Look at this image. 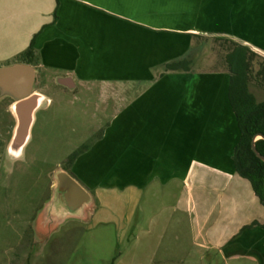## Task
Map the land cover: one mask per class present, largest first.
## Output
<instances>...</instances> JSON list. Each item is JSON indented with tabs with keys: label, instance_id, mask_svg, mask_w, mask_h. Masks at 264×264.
<instances>
[{
	"label": "crops",
	"instance_id": "0c3cea01",
	"mask_svg": "<svg viewBox=\"0 0 264 264\" xmlns=\"http://www.w3.org/2000/svg\"><path fill=\"white\" fill-rule=\"evenodd\" d=\"M34 36L37 66L15 62ZM218 38L264 57V0H0V70L34 67L33 94L43 97L22 154L37 113L54 106L49 88L37 87L40 75L53 73L56 93L87 95L95 112V138L64 170L88 192L90 205L77 216L53 212V183L38 229L52 238L69 221L110 223L99 209L158 184L176 190L175 203L159 210L160 237L176 218L196 250L216 252L227 264H264V229L251 226L263 224L264 205L235 170L240 130L228 99L231 76L215 62L211 40ZM185 57L189 72L163 71ZM4 91L0 83V114L9 117L5 125L0 119V168L22 157L9 154L16 101ZM157 224L150 219L143 236L150 240ZM54 251L64 255L61 245ZM126 257L127 264H150L143 252Z\"/></svg>",
	"mask_w": 264,
	"mask_h": 264
},
{
	"label": "rangeland",
	"instance_id": "374dc122",
	"mask_svg": "<svg viewBox=\"0 0 264 264\" xmlns=\"http://www.w3.org/2000/svg\"><path fill=\"white\" fill-rule=\"evenodd\" d=\"M259 60L253 61L254 70ZM52 74H47L48 81L47 75H40L37 87L49 88L45 90L54 100L53 108L47 114L37 113L32 138L21 159L0 168V264H116L120 256L121 264H127L131 259L126 255L133 251L143 252L150 264H227L216 252L196 250L186 224H177L176 218L159 236V210L175 203L176 190L158 184L139 195L125 193L115 200L114 209H99L98 216L110 223L93 227L92 223L69 221L60 229L61 234L52 238L38 229V217L52 193L55 173L67 169L72 156L96 136L88 96L77 94L74 100L71 92L56 93ZM250 91L258 101L264 100V90L257 83L250 84ZM0 119L5 125L9 117L2 113ZM150 219L158 224L149 240L143 231ZM65 230L66 238H57ZM60 245L63 256L54 254Z\"/></svg>",
	"mask_w": 264,
	"mask_h": 264
},
{
	"label": "trees",
	"instance_id": "16d2710c",
	"mask_svg": "<svg viewBox=\"0 0 264 264\" xmlns=\"http://www.w3.org/2000/svg\"><path fill=\"white\" fill-rule=\"evenodd\" d=\"M35 40L36 36L32 38L28 48L14 58L15 62L37 66L38 53ZM211 44L215 51L218 49L216 64L222 63L231 76L228 99L240 130L238 143L232 156L235 170L240 178L250 183L255 196L264 205V161L260 160L252 150L254 144L261 157L264 158V100L258 101L256 95L250 91L252 82L257 83L264 90V59L248 48L223 38L212 39ZM256 59L260 60L257 69L254 70L253 61ZM190 64L185 57L165 63L163 71L167 73L189 72ZM257 136L262 138L259 137L254 141ZM75 156L76 154L72 156L69 165ZM255 225L264 229V222L261 225L257 221L251 224V226Z\"/></svg>",
	"mask_w": 264,
	"mask_h": 264
},
{
	"label": "water",
	"instance_id": "95a60500",
	"mask_svg": "<svg viewBox=\"0 0 264 264\" xmlns=\"http://www.w3.org/2000/svg\"><path fill=\"white\" fill-rule=\"evenodd\" d=\"M35 74L37 73L34 67L28 65H13L0 70V83L5 88V94L11 96L16 101L13 107V113L17 120V129L14 133L11 149H9L12 160L21 157L22 149L29 137V130L33 123L34 112H36L43 100V97L40 95L33 94ZM20 76L22 79H25L21 84L17 81ZM24 76H26V78H24ZM59 83L69 87L66 81H60ZM259 137L260 136L255 137L254 141ZM252 150L260 160L264 161V158L261 157L254 144L252 145ZM54 178V194H62L61 196L67 204L68 213L70 215L77 216L79 213H82L85 208H88L91 202L90 195L68 172L59 170L55 173ZM45 212L46 209H44V213Z\"/></svg>",
	"mask_w": 264,
	"mask_h": 264
},
{
	"label": "flooded vegetation",
	"instance_id": "af4514ba",
	"mask_svg": "<svg viewBox=\"0 0 264 264\" xmlns=\"http://www.w3.org/2000/svg\"><path fill=\"white\" fill-rule=\"evenodd\" d=\"M58 199L56 200V202H58V206H57V210H54L53 209V212H63V213H67L69 212L68 211V208H67V204L64 200V198L61 196L62 194L58 193ZM52 210V209H51ZM52 212V211H51Z\"/></svg>",
	"mask_w": 264,
	"mask_h": 264
}]
</instances>
